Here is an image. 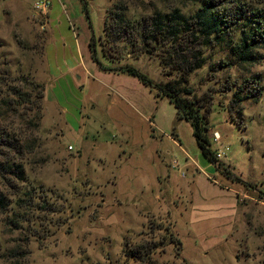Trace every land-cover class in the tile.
Masks as SVG:
<instances>
[{"label": "rangeland", "instance_id": "rangeland-1", "mask_svg": "<svg viewBox=\"0 0 264 264\" xmlns=\"http://www.w3.org/2000/svg\"><path fill=\"white\" fill-rule=\"evenodd\" d=\"M36 1L0 0V264H264V49L240 63L239 35L208 46L182 84L176 62L164 68L138 38L109 42L104 26L117 6L134 24L200 3ZM121 66L190 89L218 162ZM240 88L261 96L232 109Z\"/></svg>", "mask_w": 264, "mask_h": 264}, {"label": "trees", "instance_id": "trees-1", "mask_svg": "<svg viewBox=\"0 0 264 264\" xmlns=\"http://www.w3.org/2000/svg\"><path fill=\"white\" fill-rule=\"evenodd\" d=\"M169 2L171 0H161ZM200 3L197 11L187 18L174 11L170 14H158L143 17L134 24L126 20L122 6L110 9L104 33L107 41H117L125 37L133 46L137 38L147 54L162 52L161 64L164 68L176 62L175 69L181 71L182 84L189 82V73L205 63L204 50L208 46H217L226 41L232 42L236 35L239 41L231 47L240 63H256L262 57L259 50L264 49V7L247 9L238 0H188ZM122 10L121 12H119ZM225 63L223 66H228ZM114 71L137 77L143 84L157 90L160 97L167 98L177 110L178 118L190 122L194 136L203 156L212 164L218 162L216 153L211 149L208 138V122L200 113L202 105L196 106L183 95L190 89H181L178 83L160 85L134 66H121ZM241 95L244 89L236 90L232 109L244 98L252 96L258 99L262 89ZM241 114L242 111L238 109ZM11 140L7 146L11 144ZM13 144V143H12ZM5 146V140H0ZM10 146V145H9ZM1 166V165H0ZM3 196L0 195V203ZM21 202V201H20ZM19 202V204H20ZM178 245V244H177ZM23 255V254H22Z\"/></svg>", "mask_w": 264, "mask_h": 264}, {"label": "built area", "instance_id": "built-area-1", "mask_svg": "<svg viewBox=\"0 0 264 264\" xmlns=\"http://www.w3.org/2000/svg\"><path fill=\"white\" fill-rule=\"evenodd\" d=\"M50 6H51V1L50 0H37L34 7L37 10L45 11V10H48L50 8ZM219 138H220V136L218 134L214 135V140L215 141H218ZM216 157L220 158L221 157V153H217Z\"/></svg>", "mask_w": 264, "mask_h": 264}]
</instances>
